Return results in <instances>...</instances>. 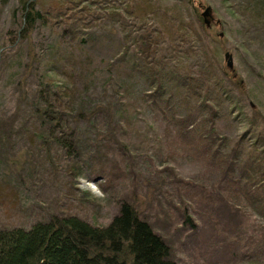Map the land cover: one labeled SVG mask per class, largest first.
Wrapping results in <instances>:
<instances>
[{
  "label": "rangeland",
  "instance_id": "rangeland-1",
  "mask_svg": "<svg viewBox=\"0 0 264 264\" xmlns=\"http://www.w3.org/2000/svg\"><path fill=\"white\" fill-rule=\"evenodd\" d=\"M24 3L41 11L43 23L35 24L22 40L19 20ZM205 6L212 9L213 23L220 24L203 32ZM244 6L239 8L235 0H0V116L16 111V124H21L0 150V227L27 228L52 214L107 226L129 202L166 240L177 264H264V212L254 211L246 200L248 192L240 187L226 189L216 166L197 151V142L172 131L166 138L159 130L146 136L144 128L138 132L131 127L123 141L137 145L132 160L123 156L117 140H93L90 147L82 145L77 162L82 178L76 180L70 171L76 163L67 150L55 151L54 145L48 150L28 139L40 124L33 109L40 107V94L48 95L43 86L51 79L57 86L63 78L68 84L69 79L81 81L79 87L72 85L76 99L95 78L83 94V106H88V98L91 105L102 103L99 113L105 105L117 108L122 100L103 86L109 70L126 77L127 58L112 62L118 59L120 33L127 31L136 35L138 52H144L139 46L147 43L145 38H152L153 51L177 54L178 61L195 73L216 79L233 73L241 87L234 86L233 92L243 112L237 114L235 127L225 121L218 126L234 136L250 128L264 144V22L253 15L261 11ZM78 31L90 32L84 52L70 49L72 33ZM226 52L232 55V72L225 66ZM73 66L81 77L73 78ZM61 70L68 77H62ZM45 71L51 74L44 77ZM80 139L86 145L89 138L82 132ZM159 145L162 152L154 153L152 146ZM254 197L258 204L263 202L258 194Z\"/></svg>",
  "mask_w": 264,
  "mask_h": 264
},
{
  "label": "trees",
  "instance_id": "trees-1",
  "mask_svg": "<svg viewBox=\"0 0 264 264\" xmlns=\"http://www.w3.org/2000/svg\"><path fill=\"white\" fill-rule=\"evenodd\" d=\"M235 1L239 8H246L244 4H247L250 10L261 11V14L253 15L260 16V24L264 22V0H254V6L253 0ZM41 20V11H35L33 4L24 3L19 20V27L22 26L20 39L23 40ZM209 29L202 27L203 32ZM89 34L72 33L74 43L70 49L84 52L88 43L85 37ZM65 38L64 32L63 42ZM118 41L120 51L115 55L118 59L112 64L127 58L126 77L118 71L109 70L108 83L103 86V89L112 88L117 99L122 100L120 104L116 103L117 108L105 105L99 113L102 103L91 105L88 98V106H83V94L97 81L95 78H91L76 99L72 85L79 87L81 81L72 82L69 79L71 84H68V78H63L57 86L58 82L51 79L43 86L48 95L44 94L43 98L40 94V107L33 109L40 124L31 130L28 139L40 142L48 150L52 145L55 151L67 150L76 163L70 171L78 180L82 178L81 167L77 164L83 154L82 145L90 147L93 140L100 138L102 143L117 140L123 156L132 160L137 145L123 141L128 128L134 127L138 132L139 128H144L146 136L159 130L164 138L172 131L187 142H197V151H202V155L216 166L226 189L229 185L240 187L248 192H245L246 200L254 211L259 214L264 212V144H260L250 128L234 136L233 131L225 132L218 126L225 121L235 127L237 114L243 112V105L233 92L234 86L241 90L233 73L231 78L224 73L219 79L205 72L195 73L192 67L178 61L177 54L173 56V53L160 49L153 51L150 44L153 39L146 37L147 43L139 47L152 58L148 61L144 52L136 50L137 37L131 32H121ZM12 45H16L15 37ZM56 48L61 49L62 45ZM63 59L68 62V58ZM71 69L77 70L74 66ZM56 73L52 70L54 77ZM50 74L45 71L44 77ZM67 74V71L61 70L62 77H68ZM81 75L77 72L73 78ZM95 114V118L91 119V115ZM18 117L16 111L11 116H0V150L12 141L15 129L21 127V124H16ZM84 121L80 128L79 124ZM115 124L119 125L118 128ZM82 132L89 138L86 145L80 139ZM137 135L139 138L142 136ZM161 148L159 145V148L152 146L151 149L155 153L162 152ZM251 191H256L263 202L258 204L254 197L256 194H251ZM192 225L189 224L190 227ZM0 264L177 263L166 240L153 232L133 204L127 202L121 205L118 215L107 226L94 225L76 216L52 214L45 220H33L27 228L0 227Z\"/></svg>",
  "mask_w": 264,
  "mask_h": 264
},
{
  "label": "water",
  "instance_id": "water-1",
  "mask_svg": "<svg viewBox=\"0 0 264 264\" xmlns=\"http://www.w3.org/2000/svg\"><path fill=\"white\" fill-rule=\"evenodd\" d=\"M203 23L205 24L206 27L210 26L211 21L213 20L212 18V9L209 6H205L203 9V12L201 14ZM215 23L217 25L220 24L219 20H216ZM223 34H219V38H222ZM224 61H225V66L229 71H233V62H232V55L229 52L224 53Z\"/></svg>",
  "mask_w": 264,
  "mask_h": 264
},
{
  "label": "flooded vegetation",
  "instance_id": "flooded-vegetation-1",
  "mask_svg": "<svg viewBox=\"0 0 264 264\" xmlns=\"http://www.w3.org/2000/svg\"><path fill=\"white\" fill-rule=\"evenodd\" d=\"M213 21H214V20L211 21L210 26H209V27H211V28H212L213 24H215V22L213 23Z\"/></svg>",
  "mask_w": 264,
  "mask_h": 264
}]
</instances>
